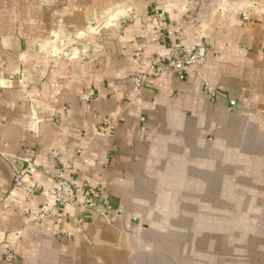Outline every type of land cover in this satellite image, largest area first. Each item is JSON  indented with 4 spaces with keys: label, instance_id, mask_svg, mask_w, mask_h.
Returning <instances> with one entry per match:
<instances>
[{
    "label": "crops",
    "instance_id": "0c3cea01",
    "mask_svg": "<svg viewBox=\"0 0 264 264\" xmlns=\"http://www.w3.org/2000/svg\"><path fill=\"white\" fill-rule=\"evenodd\" d=\"M0 264H264V0H0Z\"/></svg>",
    "mask_w": 264,
    "mask_h": 264
},
{
    "label": "built area",
    "instance_id": "2783aa9c",
    "mask_svg": "<svg viewBox=\"0 0 264 264\" xmlns=\"http://www.w3.org/2000/svg\"><path fill=\"white\" fill-rule=\"evenodd\" d=\"M162 17L159 10L155 11L152 16L154 22L158 21ZM207 50L204 47H198L194 50H184L177 52L171 51L165 55H156L151 60L147 72L139 73L135 78V84L137 87H142L145 80L149 77L150 73L154 72H171L177 71L179 74L186 69L194 67L206 61ZM182 76V75H181ZM235 105V102H231ZM27 166L23 165V161L18 159L13 161L14 166V186L15 188H22L25 185L27 176L33 175L36 172V164L32 158L24 159ZM82 192V199L79 200L78 192ZM54 201L56 207L59 208H77L82 206L84 208L93 209L95 207L94 190L90 183L73 184L66 177L64 172H60L56 177V188L53 191ZM54 208H43L36 215V223L42 224L48 220H51L54 216ZM78 224H83L84 219L79 218ZM8 261L14 260V255L9 254Z\"/></svg>",
    "mask_w": 264,
    "mask_h": 264
},
{
    "label": "water",
    "instance_id": "95a60500",
    "mask_svg": "<svg viewBox=\"0 0 264 264\" xmlns=\"http://www.w3.org/2000/svg\"><path fill=\"white\" fill-rule=\"evenodd\" d=\"M23 163V162H22ZM24 164H25V162H24ZM25 166H26V164H25Z\"/></svg>",
    "mask_w": 264,
    "mask_h": 264
}]
</instances>
